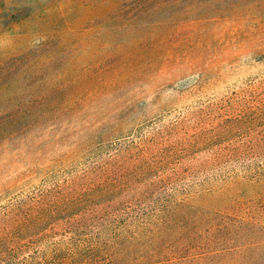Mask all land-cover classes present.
Wrapping results in <instances>:
<instances>
[{
    "label": "rangeland",
    "instance_id": "374dc122",
    "mask_svg": "<svg viewBox=\"0 0 264 264\" xmlns=\"http://www.w3.org/2000/svg\"><path fill=\"white\" fill-rule=\"evenodd\" d=\"M229 170L264 172V0H0V235L40 198L76 264L113 254L91 214H143L171 264H264L263 183L202 193ZM227 199L252 229L222 228Z\"/></svg>",
    "mask_w": 264,
    "mask_h": 264
},
{
    "label": "trees",
    "instance_id": "16d2710c",
    "mask_svg": "<svg viewBox=\"0 0 264 264\" xmlns=\"http://www.w3.org/2000/svg\"><path fill=\"white\" fill-rule=\"evenodd\" d=\"M222 152V150L212 151L208 156L209 160L205 164L212 161L217 164L233 156L232 153ZM233 157L236 159V155ZM214 182L211 188L202 191L205 196L215 192H218V194L225 192V189L227 191L226 186L229 184L232 187L243 184L253 187L262 186V190L258 192L257 196L264 198V172H259V177L254 178L244 172L241 174L234 170H229L227 175L215 178ZM250 182H261L263 184L256 186L251 185ZM220 184L222 188H220ZM225 203L220 209L221 219L224 220L222 223L223 229H226V225L232 222H239L237 227L241 231L244 228L252 229L250 226L253 227L255 223L251 219L241 217L236 220L237 215L233 214L234 209L239 204L236 199L232 202L227 199ZM19 207L22 211L24 205L22 204ZM25 211L27 212V224L25 226L27 233L25 238L16 236L14 239H8L4 233L0 235V242H2V246H0V264H76L77 251L82 248L76 246V218L74 216L64 217L58 215L56 207L53 208L44 204L40 198L33 200ZM80 219L94 221L93 227L99 228L97 234L102 235L105 245L110 243L112 246L114 256L109 252L106 254L104 262L96 264H111L116 256H119L120 260L130 262L144 261L152 264H171L186 257L180 255L185 252H180L172 247L165 246L161 248V246H153L152 244L155 242L163 240L166 233L164 230L158 229L156 231L153 229L152 231L156 233L150 231L147 234L145 231L147 217H144L143 214L135 218L122 219L121 221L120 218H112L108 214H106V217L91 214L90 216H82ZM213 220L214 218H212ZM136 221L140 222V226H144L135 228L132 225ZM218 226L219 222L215 223L214 228L216 229ZM241 246H246V244H241ZM95 249L98 251L97 246ZM187 249H189V246ZM118 252L119 254L117 255ZM120 260L113 264H122Z\"/></svg>",
    "mask_w": 264,
    "mask_h": 264
}]
</instances>
